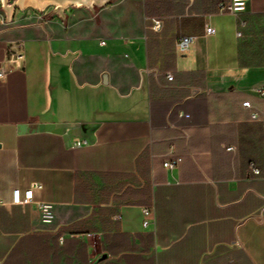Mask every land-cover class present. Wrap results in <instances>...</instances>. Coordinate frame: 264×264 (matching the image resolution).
Listing matches in <instances>:
<instances>
[{"label":"crops","instance_id":"1","mask_svg":"<svg viewBox=\"0 0 264 264\" xmlns=\"http://www.w3.org/2000/svg\"><path fill=\"white\" fill-rule=\"evenodd\" d=\"M227 1L118 0L109 17L71 6L34 23L14 9L0 29V59L22 43L0 81V264H264V117L250 116L264 114V0L236 14ZM46 123L68 127L29 129Z\"/></svg>","mask_w":264,"mask_h":264},{"label":"built area","instance_id":"2","mask_svg":"<svg viewBox=\"0 0 264 264\" xmlns=\"http://www.w3.org/2000/svg\"><path fill=\"white\" fill-rule=\"evenodd\" d=\"M191 1V0H189ZM249 0H228L224 5L223 9L230 13H239L242 12L245 9V6ZM4 13L1 10V3H0V22H3L4 19ZM151 28L155 32H159L161 30L163 20L160 17H151ZM204 32L206 34H211L214 32L213 27L210 25H206ZM240 35V33H237ZM194 41V36L192 35H181L179 37L177 48L179 52H185L188 50L190 44ZM4 52L5 55L2 59H0V81H3L6 79L7 74L17 68L18 62L22 57V43L17 40H8L5 42L4 45ZM173 78V74L167 73V79L171 80ZM255 95L258 97H261L264 99V87H258L255 89ZM243 107L245 108H251V104L249 101H244L242 103ZM250 116L252 119H263L264 114L263 111L258 110H251ZM86 143L85 141L75 140L73 143V146H80L82 144ZM170 152H173L170 150ZM181 160V157L175 156L171 159H165L163 161V166L165 168H172L174 167L179 161ZM253 173L257 174L259 173L258 169H253ZM32 197V189H28L24 192V195H20L18 190H14L13 192V203L15 204H22V203H28ZM45 208V206H43ZM142 214H143V225L146 226L149 223L152 222V215H153V209L149 206L142 207ZM45 220H48V214L45 213ZM253 219H255L258 222H263V209H261L258 213L252 216Z\"/></svg>","mask_w":264,"mask_h":264},{"label":"water","instance_id":"3","mask_svg":"<svg viewBox=\"0 0 264 264\" xmlns=\"http://www.w3.org/2000/svg\"><path fill=\"white\" fill-rule=\"evenodd\" d=\"M109 0H0L1 10L4 13L6 22L11 21L12 13L15 8L24 9L33 7L37 9H43L49 5L54 6V13L64 18V9L70 6L85 7L93 10V6H102ZM68 127L66 124H38L29 127V129L38 130H50L56 133H64ZM21 130H25V127L20 126Z\"/></svg>","mask_w":264,"mask_h":264},{"label":"rangeland","instance_id":"4","mask_svg":"<svg viewBox=\"0 0 264 264\" xmlns=\"http://www.w3.org/2000/svg\"><path fill=\"white\" fill-rule=\"evenodd\" d=\"M12 1V0H10ZM116 1L118 0H110L109 2H107V4H103L102 6H93V10H88V12L94 14L95 16L98 14L100 15L101 13H106V15L109 17L111 16L113 13H117L118 12V6H115V8H110L109 6L106 5H113L116 3ZM71 7V6H70ZM54 6L49 5L43 9H37V8H33V7H29V8H25L24 10H22L21 12L18 13V17L20 18V20L28 22V23H34L40 20V18H51L54 14ZM46 13V14H45ZM14 24V21L11 20L9 22H6L5 18L3 19V22H0V29L3 28H7L10 27Z\"/></svg>","mask_w":264,"mask_h":264}]
</instances>
